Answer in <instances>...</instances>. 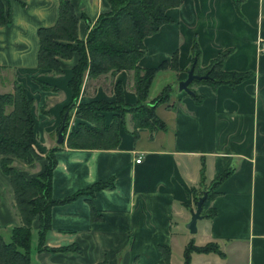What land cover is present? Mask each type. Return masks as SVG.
I'll return each instance as SVG.
<instances>
[{
	"label": "crops",
	"instance_id": "0c3cea01",
	"mask_svg": "<svg viewBox=\"0 0 264 264\" xmlns=\"http://www.w3.org/2000/svg\"><path fill=\"white\" fill-rule=\"evenodd\" d=\"M1 1L8 22L0 25V65L15 69L16 79L35 101L33 136L42 151L58 145L59 112L71 97L66 83L76 56L60 61V74L35 68L36 31L55 22L58 0ZM69 2L77 16L78 39L85 38L99 13L109 10L106 0ZM166 16L169 22L143 37L137 65L169 63L176 52L178 70L167 66L155 73L148 101L164 86L185 78L193 41L199 69L229 49L223 69L251 75L233 87L192 83L188 88L199 96L196 100L174 89L168 102L154 109L163 128H136L134 135L126 114L114 149H68L63 141L54 152L51 197L60 199L109 179L112 186L96 191L90 201L78 196L50 208L43 245L61 247L59 251L37 250L38 222L33 220L36 241L30 243L29 264H155L161 259L158 245L169 247L168 264H174L173 247L180 249V264L189 240L197 246L214 242L222 253L191 252L189 264H264V51L258 50L264 40V0H238L237 6L232 0H181ZM33 77L56 90H42ZM116 81L123 101L133 104L136 96L124 70L112 79L105 75L92 80L90 94H79L78 102L113 100ZM103 115L108 122L111 113ZM201 164L203 186L220 172L233 170L208 203L214 214H201L192 234L184 225L195 207L194 197L206 191L199 183ZM12 202L8 179L0 172V228L17 224ZM91 206L98 215L91 217Z\"/></svg>",
	"mask_w": 264,
	"mask_h": 264
},
{
	"label": "trees",
	"instance_id": "16d2710c",
	"mask_svg": "<svg viewBox=\"0 0 264 264\" xmlns=\"http://www.w3.org/2000/svg\"><path fill=\"white\" fill-rule=\"evenodd\" d=\"M106 1L109 10L97 15L89 25L84 39L77 38V16L69 0H58L55 22L50 26L40 27L36 31L38 43L36 69L60 74L62 72L60 61L76 56L66 83L71 91L70 101L60 111L61 118L63 111L69 109L62 129L64 145L68 149H114L119 142V122L123 124V118L127 113L130 115L131 132L134 135L136 128H147L150 131L163 128V123L156 116L154 109L158 102L167 98L168 95L165 92L169 88L165 86L156 98L146 101L148 88L158 70L168 65L173 70H178L176 52L172 54L169 64L166 60H162L156 67L142 68L137 65V61L144 49L143 37L153 34L161 24L169 22L166 10L178 6L181 0ZM232 1L237 6L238 0ZM19 2L23 3V0ZM80 16L84 20L87 19L82 13ZM7 22L8 12L0 0V25ZM229 51L225 49L219 52L204 68L199 69L197 67L199 49L193 41L189 66L192 65L194 74H207V77L192 80L189 85L201 83L213 88L221 84L233 87L247 79L251 75L250 72L223 69V59ZM7 70L12 73V82L8 91L0 92V172L7 177L12 191L13 202L10 205L17 218V224L9 227L6 239L0 230V264H29L30 232L33 220L36 219L38 222L37 250L59 251L61 247L48 248L43 245L44 234L50 229V208L53 205L69 202L78 196H86L90 201L88 197L93 196L96 191L110 188L112 180L92 183L60 199L51 197L50 178L55 166L54 152L61 144L50 147L45 154L43 153L44 155L41 154L33 136L34 99L27 95L16 79L14 68L0 65V80L4 79L2 72ZM121 70L127 72L131 81L130 86L136 96L133 104L123 101V91L118 81L112 84L113 100L91 99L78 102L79 94H90L93 89L92 80L105 75L112 79L114 74ZM32 80L42 90H56L55 87L37 78L33 77ZM191 95L194 100L199 99L194 91ZM106 112L111 113L108 122L103 115ZM71 115L74 123L67 130ZM38 156L43 159V162L41 169L34 175L27 176L25 172L12 164L21 161L23 164L30 165ZM203 170V164H201L199 183L206 189V196L202 201L200 213L210 217L215 212L208 206L209 201L216 194L214 190L233 169L228 168L220 172L206 186H203ZM90 213L91 217L98 215L92 206ZM158 248L161 259L155 264H168L169 247L158 245ZM191 252H215L222 255L214 242L197 246L189 240L183 247L180 264H189Z\"/></svg>",
	"mask_w": 264,
	"mask_h": 264
},
{
	"label": "rangeland",
	"instance_id": "374dc122",
	"mask_svg": "<svg viewBox=\"0 0 264 264\" xmlns=\"http://www.w3.org/2000/svg\"><path fill=\"white\" fill-rule=\"evenodd\" d=\"M169 64V63H168ZM169 66V65H168ZM14 71H15V69H14ZM175 71V70H174ZM2 75H4V79L2 78L1 80H0V92H5V91H8L11 87V82H12V73H11V71H3L2 72ZM103 78V76H100V79H102ZM178 82V81H177ZM176 84L177 83H175V85H174V83H172L171 85H166V86H168V88H169V90H167L166 92H165V94H167L168 96H167V98L164 100V101H162V102H158L156 105H158V104H161V103H167L168 101V98L172 95L171 93H172V91H175L174 89H176ZM192 84V83H191ZM191 84L189 85V86H191ZM165 87V86H164ZM163 87V88H164ZM162 88V89H163ZM161 89V90H162ZM160 90V91H161ZM160 93V92H159ZM159 93H158V95H159ZM158 95H156V97L158 96ZM155 97V98H156ZM147 99V98H146ZM154 99V98H153ZM70 101V100H69ZM68 101V102H69ZM146 101H148V100H146ZM67 102V103H68ZM66 103V104H67ZM34 104H35V101H34ZM36 106V105H35ZM64 106V105H63ZM62 106V107H63ZM62 107H61V109H62ZM61 109H60V111H61ZM65 110H67L68 112H69V109L67 108V109H65ZM64 110V111H65ZM64 111H63V113H64ZM67 112V113H68ZM63 113H62V115H63ZM128 114V113H127ZM62 115H61V118H62ZM128 116L130 117V115L128 114ZM61 118H60V112H59V119L61 120ZM73 120H74V118H73V116L71 115L70 116V118H69V122L67 123L68 125H67V130L70 128V126H72V123H74L73 122ZM58 122H60L59 120H58ZM59 125V124H58ZM58 127L59 126H57V128H56V132H57V129H58ZM66 130V131H67ZM35 144H36V146L37 147H39V145L35 142ZM47 150H48V148H46V149H42V151H41V154H45L46 152H47ZM43 154V155H44ZM16 161V160H15ZM43 162V159L42 158H39V156L37 157V158H34V160H33V163H31L30 165H27V164H23V162H21V161H16V162H13L12 164L14 165V166H16L18 169H20L21 171H23V172H25L26 173V175L27 176H30V175H34V174H36L40 169H41V163ZM12 204V203H11ZM8 229H9V227H1L0 228V230H1V233L3 234V236H4V238L6 239L7 238V236H8ZM31 240H30V243H31V245H33L34 243H35V241H36V230H34L33 228H31V238H30ZM175 246V245H174ZM172 256H173V262H174V264H177V261L178 260H180L181 259V250L180 249H178L177 247H173V250H172Z\"/></svg>",
	"mask_w": 264,
	"mask_h": 264
},
{
	"label": "water",
	"instance_id": "95a60500",
	"mask_svg": "<svg viewBox=\"0 0 264 264\" xmlns=\"http://www.w3.org/2000/svg\"><path fill=\"white\" fill-rule=\"evenodd\" d=\"M206 77H207V74H203V75L194 74L193 73V67L191 65L186 72L185 78L182 80H179L177 82L176 90L178 92H184V93H187L190 95V94H192V91L188 88L189 83L192 80H200V79H204ZM67 112H68L67 110L64 111L62 118L60 120V125L57 129V132H56L55 143L58 145L63 142L62 129L64 126V120H65V117L67 115ZM205 196H206V191H202L201 195L196 198L194 209L190 211L189 220L184 225V227L187 229V231L189 233L193 234L196 232L195 223H196V220L201 217V213H200L201 212V204H202V201L204 200Z\"/></svg>",
	"mask_w": 264,
	"mask_h": 264
},
{
	"label": "built area",
	"instance_id": "2783aa9c",
	"mask_svg": "<svg viewBox=\"0 0 264 264\" xmlns=\"http://www.w3.org/2000/svg\"><path fill=\"white\" fill-rule=\"evenodd\" d=\"M258 50L259 51H264V40H261V41H259V43H258ZM140 161V157L138 156L136 159H135V162L136 163H138Z\"/></svg>",
	"mask_w": 264,
	"mask_h": 264
}]
</instances>
